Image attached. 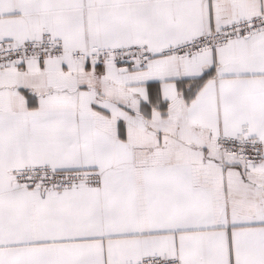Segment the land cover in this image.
I'll return each instance as SVG.
<instances>
[{
  "label": "snow or ice",
  "instance_id": "6c2138e0",
  "mask_svg": "<svg viewBox=\"0 0 264 264\" xmlns=\"http://www.w3.org/2000/svg\"><path fill=\"white\" fill-rule=\"evenodd\" d=\"M0 264H264V0H0Z\"/></svg>",
  "mask_w": 264,
  "mask_h": 264
}]
</instances>
